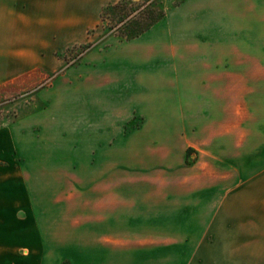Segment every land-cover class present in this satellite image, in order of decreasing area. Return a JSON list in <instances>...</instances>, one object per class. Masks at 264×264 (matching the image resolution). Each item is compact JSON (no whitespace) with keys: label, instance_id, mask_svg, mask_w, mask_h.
<instances>
[{"label":"rangeland","instance_id":"obj_1","mask_svg":"<svg viewBox=\"0 0 264 264\" xmlns=\"http://www.w3.org/2000/svg\"><path fill=\"white\" fill-rule=\"evenodd\" d=\"M126 2L114 22L164 17L127 41L108 4L0 94L44 264H206L213 209L264 167V0Z\"/></svg>","mask_w":264,"mask_h":264},{"label":"crops","instance_id":"obj_2","mask_svg":"<svg viewBox=\"0 0 264 264\" xmlns=\"http://www.w3.org/2000/svg\"><path fill=\"white\" fill-rule=\"evenodd\" d=\"M117 1L0 0V87L36 70L58 69L61 54L83 39L98 11ZM16 164H0V264H44L32 200ZM262 169L224 192L213 209L206 264H264Z\"/></svg>","mask_w":264,"mask_h":264},{"label":"trees","instance_id":"obj_3","mask_svg":"<svg viewBox=\"0 0 264 264\" xmlns=\"http://www.w3.org/2000/svg\"><path fill=\"white\" fill-rule=\"evenodd\" d=\"M127 3L128 2H126V0H121L115 4H111V5L106 6L101 11L100 19L103 21L105 19H108V16H109L110 17L109 21L114 22L116 15H118V13L125 11V9L127 8ZM152 3H153V1L149 2L148 5H151ZM120 15L121 16L116 19V22H114V24L112 26H114L115 28L117 27L118 30L120 29L119 30L120 36L123 37L124 39H126L127 41L139 37L140 35H142L144 32H146L148 29H150L154 24H156L158 21H160L164 17V13L160 10L156 14L152 10H147L145 13V17H147V20L144 22L142 20L141 21L140 20H137V21L134 20V18L136 16L135 10H132L129 14H124V15L120 14ZM92 46H93V44H88V45L83 46V48L92 47ZM39 72H41V71L36 70V71L29 73L27 75L28 76L37 75V74H39ZM19 78H21V77H19ZM19 78H17V79H19ZM17 79H15L11 82H8L5 85L1 86L0 87V94L3 95V93H6L5 89H8V88L14 86V83ZM1 100H0V103L2 104V102H11L13 99L10 98L7 100L6 98H2Z\"/></svg>","mask_w":264,"mask_h":264}]
</instances>
